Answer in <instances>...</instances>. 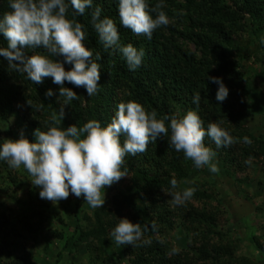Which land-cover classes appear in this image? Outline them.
<instances>
[{"label":"trees","instance_id":"1","mask_svg":"<svg viewBox=\"0 0 264 264\" xmlns=\"http://www.w3.org/2000/svg\"><path fill=\"white\" fill-rule=\"evenodd\" d=\"M146 2L149 7H154L160 0ZM163 2L166 7L162 10L168 16L169 24L156 29L152 38L148 39L143 35H135L120 24L118 0H93V6L102 9V17L107 16L115 21L121 45L131 43L138 50L144 51L142 65L134 71L129 70L126 60L119 51L106 50L103 47L91 22L92 9H86L83 15L73 16V9L69 7L67 18L75 19L84 26L85 47L93 52V59L97 53L102 58L97 61L101 65L99 91L86 102V108L81 104L82 100L87 98L86 89L64 82L63 86L75 92L79 99L70 101L65 106V117L62 121L58 120L60 127L65 129L73 124L82 127L86 123V118L99 121L102 127L107 126L113 117V104L122 89L128 92V101L138 102L149 112L156 110L158 118L164 115H177L179 107V110L185 111L195 109L192 100L196 93H200L198 115L204 122L205 129L211 122L222 121L221 126L225 127V130H229L233 124L237 128V133L233 135L236 141L233 147L241 146L239 154L242 157L258 156L259 146L263 143L256 141L249 133H241L244 116L234 109V104H237L241 97L244 86L248 85L246 69L249 67L245 66L246 61H251V66L254 67L248 71L250 79L258 78L264 89V0H231L230 5L227 0H163ZM8 4L9 0H0V17L4 12L10 11ZM244 14H247L248 21L253 24L254 29L256 28L249 29L253 38L251 45L235 39L234 36L240 22L245 20H240ZM153 16L155 17L154 13ZM239 29L242 32L247 31V27L241 26ZM0 43L7 47V41L2 36ZM191 48L194 49L193 52ZM23 51L26 56L48 55L42 48H28ZM177 66L182 71L179 76L175 73ZM64 67L66 71L71 69V65L68 64ZM207 77L221 78L228 89V96L223 102L216 100L218 85L210 82ZM49 89L54 94L46 97L45 93ZM58 98L65 99L59 97V86L52 82L51 77L43 78V82L38 85L29 80L26 74L9 69L7 61L0 56L2 117L7 118L6 116L15 113L13 117L23 122H26L29 116L35 119L39 113L53 117L62 105ZM29 100L32 101L30 107L26 104ZM41 102L43 107L37 110V105ZM5 106L7 109L3 108ZM182 116L178 115V118ZM68 117L71 118L70 123ZM165 123L167 126L168 122ZM161 137L155 142H150L145 152L137 153L135 156L126 155L121 170L126 168L128 175H131V189L122 201L131 212L134 224L141 223L150 227L152 222H155L156 231H152L150 227L144 234L146 239L154 238L157 243L163 238L166 239L170 232L182 229L195 234L196 245L191 243L184 251L172 252L169 261L167 256L158 257V253H154L156 248L147 247L145 253L147 255L140 251L134 264H237L241 258H234L230 252L235 240L229 237V232L223 231L226 223H221L218 212L211 208L210 196L204 194L206 190L201 193L197 189L184 205L176 206L171 203L170 180L175 178L179 184L187 175L189 176L191 170L185 156L177 155L167 145L161 144ZM244 137H248L252 143L245 144ZM120 140L123 144L124 137L121 136ZM204 143L216 152V157L226 168L233 159L231 147L217 149L207 136ZM261 152H264V147ZM168 153L172 154V157L167 161L164 154ZM7 178L8 175L4 177L0 171V186L6 185ZM178 184L174 191H181ZM76 199L78 198L74 196L70 200ZM77 202L78 200L72 203L75 209H78ZM114 212L102 207L93 214L91 220L87 219L88 235L109 227L119 213ZM58 214L56 210L51 216L61 226L62 218L69 215L63 213V217H60ZM71 216L74 224L70 236L65 229L55 227L52 230L50 226L46 227V233L42 235L41 229H44V223H47L44 221L42 224L38 222L37 230L32 227L36 233L35 240L41 233L46 245L50 243L47 238L53 235L59 242L65 238L64 251L69 249V246H77L87 233L74 210ZM75 236L78 238L75 239ZM155 236L158 238L155 239ZM257 238V236L248 238V243L254 245L258 242ZM253 247L261 252L259 247L255 245ZM262 247L264 248V245ZM70 251L69 249L68 254ZM33 254L32 251L24 252L18 258L7 262L2 261L0 255V264H32Z\"/></svg>","mask_w":264,"mask_h":264},{"label":"clouds","instance_id":"2","mask_svg":"<svg viewBox=\"0 0 264 264\" xmlns=\"http://www.w3.org/2000/svg\"><path fill=\"white\" fill-rule=\"evenodd\" d=\"M8 7L10 11L0 17V36L7 41V47L0 48V56L7 61L9 69L26 74L36 84H41L45 77H51L52 82L59 86V97L65 98L52 117L53 126L46 131L34 130V142H29L21 130L19 139H6L0 145V160L6 161L13 169L23 166L33 178L31 183L41 189V199L56 203L67 199L71 191L77 198L83 196L90 207L101 208L105 203V186L110 187L128 175L126 168L121 170L126 155L145 152L150 142L168 135L169 130V141L176 152H182L186 159L192 160L197 169L208 166L213 173L219 171L213 162L216 152L205 146V137H209L217 149L236 141L220 126L222 121L211 122L205 129L198 115L200 93H196L192 100L195 109H188L179 118L178 115L158 118L156 110L149 112L138 102L128 101L117 105L107 126L102 127L97 120H89L82 127L73 124L61 129L55 126L58 120L64 119L65 106L79 99L75 92L63 86L65 81L85 88L89 97L99 91L101 65L97 61L102 57L97 53L93 59V52L85 47L84 26L67 18L69 7L73 9V16L83 15L86 9H92L91 22L99 41L106 50L119 51L130 71L142 65L145 53L131 43L121 45L115 21L102 17V9L94 7L93 0H9ZM165 7L163 0L154 7H149L146 0H118L120 24L137 36L151 39L156 29L169 24V18L162 10ZM28 48H42L48 55L26 56L23 50ZM65 64L71 65V69L66 71ZM207 79L218 85L216 100L223 102L228 89L221 78ZM53 94L49 89L45 96ZM26 104L30 107L32 101H26ZM41 107L42 102L37 105V110ZM121 136L124 137L123 144ZM243 142L252 143L248 137H244ZM177 184L175 178L170 180L169 195L173 205L181 206L193 197L196 189L188 187L182 192L174 191ZM118 221L111 232L118 246L151 244V239L143 237L150 227L156 231L155 222L149 227L134 224L127 218Z\"/></svg>","mask_w":264,"mask_h":264},{"label":"rangeland","instance_id":"3","mask_svg":"<svg viewBox=\"0 0 264 264\" xmlns=\"http://www.w3.org/2000/svg\"><path fill=\"white\" fill-rule=\"evenodd\" d=\"M227 1L230 5L231 0ZM241 19L245 20L240 22L237 30L235 29V39L246 41L248 45H251L253 38L249 29L255 30L256 28L254 29L253 24L248 21L247 14H244V17L241 16ZM241 26L247 27V31L242 32L239 29ZM3 47L5 45L0 43V48ZM191 50V52L194 51L193 48ZM249 50L250 48H248ZM246 63L245 66L249 67L246 69V77L249 80L248 85L244 86L241 97L238 99L237 104H234V109L244 116L241 133H249L256 141L263 143L262 146H259L258 156L242 157L239 154L241 146L233 147L232 144L229 148L231 147L233 155L231 157L233 159L226 168L222 166L221 161L216 156L213 158V162L217 164L219 169L216 173L211 172L208 166L197 169L192 160L186 159L189 162L191 173L178 184V188L181 192L188 187L199 189L201 193L207 191L204 194L210 196L211 208L218 212L219 221L226 223L223 231L229 232V237L235 240V245L230 252L234 258H241L237 264H264V248L262 247L264 245V152H261L264 147V89L258 78L253 77L250 79L248 71L253 70L254 67L251 66V61H246ZM177 68L175 73L179 76L182 71H180V67L177 66ZM120 92L116 102L114 101L112 116L117 110L116 105L121 102H128V92L123 91V89ZM93 96L89 97L87 94V98L82 100L81 104L84 108L87 107L86 102L91 100ZM60 100L63 104L64 99ZM3 108L7 109L6 106ZM179 108V112L176 111L177 115L186 114L185 110H179ZM14 114L6 116L7 118L2 117L0 107V145L6 139L13 141L19 139L21 130H23L25 138L29 142H34L33 132L35 129L40 128L42 131H46L48 127L53 126L52 116L49 117L39 113L35 119L29 116V122H27L28 120L23 122L22 120H16L13 117ZM19 118L21 119L20 116ZM89 120L92 119L86 118V122ZM70 121L71 118L68 117V122L70 123ZM55 125L63 129L58 121ZM227 131L234 137L237 128L231 124ZM169 138L170 134L162 135L160 143L167 145L175 154L184 155L182 152L175 151ZM205 146L207 145L205 144ZM164 157L168 161L172 154H164ZM0 171L4 177L8 175L6 185L0 186V255L4 262L18 258L24 252L32 251L34 253L31 260L32 264H134L140 251L147 255L145 254L147 247L156 248L157 250L154 253H158L157 256L160 258L167 256L169 261L172 252L184 251L191 243L196 245L195 234L182 229L170 232L166 239L163 238L157 243L152 238L151 244L142 247L118 246L116 244L111 232L118 224V219L127 218L133 223L131 212L122 201L130 193L131 175H127L126 178H122L110 187L105 186V203L102 207H107L112 213L114 211V213H119L116 214L115 220L109 227H105L101 232L98 231L101 234L95 232L88 235L87 229H89V226L86 221L87 219L91 220L93 214L98 212L100 208L90 207L83 196L76 199L78 200V209L73 208L76 200H70L75 196L71 191H69L68 201L61 200L53 203L41 199L39 197L41 189L31 183L33 178L23 166L19 169H13L9 167L6 161L0 160ZM12 193L14 196H12ZM56 210L60 217H63V213L69 215L67 218H62L61 226L51 216L56 213ZM73 210L80 219L87 236L77 246H69L71 251L68 254L69 249L64 251L65 238L59 242L55 240V236H49L47 239L50 243L46 245L42 235H45L46 227L50 226L52 230L55 227H61L70 236L74 224L71 216ZM44 221L47 222L44 223V229L40 228L43 234L40 233L35 240L36 233L32 227L37 230L38 222L42 224ZM252 236L258 237V242L254 245L259 247L261 252L256 251L254 245L248 243V238ZM77 238L75 236V239ZM156 238L158 237L155 236Z\"/></svg>","mask_w":264,"mask_h":264}]
</instances>
